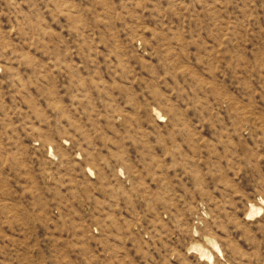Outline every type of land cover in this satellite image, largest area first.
Wrapping results in <instances>:
<instances>
[{
  "label": "rangeland",
  "instance_id": "374dc122",
  "mask_svg": "<svg viewBox=\"0 0 264 264\" xmlns=\"http://www.w3.org/2000/svg\"><path fill=\"white\" fill-rule=\"evenodd\" d=\"M0 264H264V0H0Z\"/></svg>",
  "mask_w": 264,
  "mask_h": 264
}]
</instances>
